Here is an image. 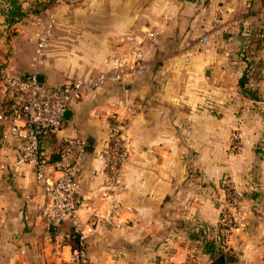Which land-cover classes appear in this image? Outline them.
I'll return each mask as SVG.
<instances>
[{"label": "crops", "instance_id": "obj_1", "mask_svg": "<svg viewBox=\"0 0 264 264\" xmlns=\"http://www.w3.org/2000/svg\"><path fill=\"white\" fill-rule=\"evenodd\" d=\"M10 1L0 0L4 70L24 77L37 72L46 88L111 72L114 60L129 61L139 45L145 53L144 74L85 93L70 105L62 129L42 143L52 163L64 139L89 144L79 176V217L90 228L86 264H209L214 258L205 242L219 246L222 235L226 264H264L262 0L60 4L41 13L56 20L44 31L48 45L39 66L35 47H28V0H17L25 10L18 40L11 30L19 23L6 24ZM244 74L258 100L242 94ZM107 114L125 122L129 140L117 192L104 185L100 157ZM2 131L0 264H79L70 260L73 223L50 232L44 189L32 167H16L18 142L3 139ZM229 189L238 197L231 230L222 222Z\"/></svg>", "mask_w": 264, "mask_h": 264}, {"label": "built area", "instance_id": "obj_2", "mask_svg": "<svg viewBox=\"0 0 264 264\" xmlns=\"http://www.w3.org/2000/svg\"><path fill=\"white\" fill-rule=\"evenodd\" d=\"M47 45V34L41 35L33 57L35 65L43 63ZM146 71L145 53L139 45L129 61L114 60L111 72L75 79L59 88L49 89L41 85L37 72L30 77L11 70L1 73L0 125L3 127V139L18 142L16 167H32L37 183L44 189V221L49 225H59L64 221L73 223L78 246L72 249L71 262H88L86 243L90 228L83 225L79 217L84 205L80 196L79 176L89 144L78 137L64 139L58 161L52 163V157L43 150V140L62 129L65 111L73 102L81 100L85 93L109 82H121L130 73L144 74ZM101 120L108 130L107 144L100 153L104 162V185L117 192L123 186L122 165L127 159L129 145L125 136L126 125L124 121L110 114L103 116ZM232 148L238 150L236 138L232 141ZM227 197L222 222L225 228L231 230L235 225L232 211L238 205V197L230 189Z\"/></svg>", "mask_w": 264, "mask_h": 264}, {"label": "trees", "instance_id": "obj_3", "mask_svg": "<svg viewBox=\"0 0 264 264\" xmlns=\"http://www.w3.org/2000/svg\"><path fill=\"white\" fill-rule=\"evenodd\" d=\"M56 0H46V2H39L38 4L42 8H48L52 6ZM23 5L19 3L17 0H11L10 6L4 11L6 16V24L8 26H13L16 23H18L24 16H25V10L22 7ZM4 71V63L0 60V76L1 73ZM248 78L244 74L242 78L239 81V86L241 88L242 94L252 100H258V96L256 95V91L249 89L247 87ZM0 127L3 129V127L0 125ZM226 234V232H224ZM71 239L73 241L72 247H77V236L74 232H72ZM226 235H222V239H220L219 246L214 240H207L204 245V249L207 253L211 254L214 259L221 257V256H228L227 253L223 251V239Z\"/></svg>", "mask_w": 264, "mask_h": 264}, {"label": "rangeland", "instance_id": "obj_4", "mask_svg": "<svg viewBox=\"0 0 264 264\" xmlns=\"http://www.w3.org/2000/svg\"><path fill=\"white\" fill-rule=\"evenodd\" d=\"M36 1L46 2V0H36ZM76 2L77 3L81 2V0H56V2L52 6H50L48 8H42L38 3H35L34 0H28V5H27L28 6V23L26 24V27L28 28V47L34 46L35 47L34 49L36 50L37 42H36V44L34 42L35 33L37 32V33H40V35H43L44 31H46L45 29H46L47 25L51 26L52 25L51 23H55L54 21L56 20V17L54 16V14H52V13L45 14L44 13L43 15H41L42 11L44 12V10H51L54 8V6H57L60 4L64 5V4H68V3L72 4V3H76ZM260 4L262 6H264V0H262V2ZM22 5L24 6V4H22ZM7 6H8L7 3L3 4V8L6 9ZM36 9H38L37 13H40V14L38 16H36L35 18H33V17H31L30 11L33 12ZM33 13H32V15H36ZM24 18L21 19L20 22H18L19 26L18 25L16 26V28H15L16 30L15 29L11 30V39L16 38L18 40L19 38H21L20 35L23 32L22 30H23L24 26L22 23H23ZM50 26H49V28H50ZM263 29H264V27H263ZM225 229H227V228H225Z\"/></svg>", "mask_w": 264, "mask_h": 264}, {"label": "water", "instance_id": "obj_5", "mask_svg": "<svg viewBox=\"0 0 264 264\" xmlns=\"http://www.w3.org/2000/svg\"><path fill=\"white\" fill-rule=\"evenodd\" d=\"M39 81H40V83L42 85L43 82H42V78L41 77H39ZM70 115H71V110L67 109L65 111V113H64V119H68L70 117ZM56 228L57 227L54 224H50V226H49L50 232L56 231ZM227 260L228 259L225 256H221V257H218V258L212 260L209 264H226Z\"/></svg>", "mask_w": 264, "mask_h": 264}]
</instances>
